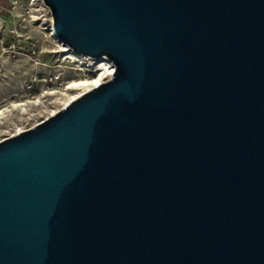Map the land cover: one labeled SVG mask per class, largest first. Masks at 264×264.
I'll return each mask as SVG.
<instances>
[{"label": "water", "instance_id": "1", "mask_svg": "<svg viewBox=\"0 0 264 264\" xmlns=\"http://www.w3.org/2000/svg\"><path fill=\"white\" fill-rule=\"evenodd\" d=\"M109 79L0 140V264H264V0H42Z\"/></svg>", "mask_w": 264, "mask_h": 264}, {"label": "rangeland", "instance_id": "2", "mask_svg": "<svg viewBox=\"0 0 264 264\" xmlns=\"http://www.w3.org/2000/svg\"><path fill=\"white\" fill-rule=\"evenodd\" d=\"M52 30L42 0H0V140L63 107L80 91L66 88L71 82L91 86L97 76L98 58L65 51Z\"/></svg>", "mask_w": 264, "mask_h": 264}, {"label": "bare ground", "instance_id": "3", "mask_svg": "<svg viewBox=\"0 0 264 264\" xmlns=\"http://www.w3.org/2000/svg\"><path fill=\"white\" fill-rule=\"evenodd\" d=\"M50 34L53 35L54 38L59 41L58 37L55 35L53 30L51 31ZM64 50L65 51L68 50L67 46L64 48ZM90 65H94V64L90 63ZM93 67L95 68L94 70H96V72H97V76L92 80V83L90 84L91 86H88L86 80H84V79H80L78 81L75 80V81L71 82L69 85H67L66 88L79 89L80 90L78 93L73 95L69 99V101L76 98L82 92L90 89L91 87H93L99 83H102L104 81V78L110 77L112 72H113L112 62L109 59H107L105 56L98 57V61H97L96 65H94Z\"/></svg>", "mask_w": 264, "mask_h": 264}]
</instances>
